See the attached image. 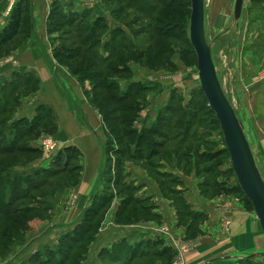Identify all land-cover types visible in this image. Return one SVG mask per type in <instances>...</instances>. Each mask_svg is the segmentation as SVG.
Instances as JSON below:
<instances>
[{
  "label": "rangeland",
  "instance_id": "obj_1",
  "mask_svg": "<svg viewBox=\"0 0 264 264\" xmlns=\"http://www.w3.org/2000/svg\"><path fill=\"white\" fill-rule=\"evenodd\" d=\"M18 1L15 0L12 6ZM41 1L35 7V2L28 0L22 19H31L39 13L46 17L51 3H56L65 12H84L90 21L102 16L106 20L107 30L98 33L103 38L101 44L110 39L112 30L120 29L122 36L119 44L125 39L133 49L141 51V55L149 45L147 36L153 28L156 32H169L174 36L167 40L156 38L159 44L156 61L148 53L147 59L142 58L138 62L130 55L126 58L124 54L117 53L113 59L101 64L94 58L96 49L84 52L86 48L80 44L82 38L77 34L82 31L78 28H62L51 38L46 35L55 66L76 80L86 102L99 116L104 142L100 180L93 187L91 195L89 192L75 199L74 190L79 177L76 160L69 161L64 170H57L45 178L42 185L43 173L32 177L34 171L44 170L47 163L60 169V165L52 163L61 152L53 138L56 132L55 117V132L52 135L43 133L28 144L39 150V155L21 152L0 155V169L9 168L10 176L14 173L23 179L17 192H11L12 186H8L6 179H3L0 183V206L12 200V195L24 197L15 201L6 214L0 212V264H97V261L102 264L101 259L109 260L110 253H113L107 252L109 246L99 249L122 236L127 238L130 230H133L131 226L136 225V218V222L158 224L153 226L172 244L167 248V256L159 258L160 253L155 252L153 245L152 255L132 264H185V255L194 251L202 233L199 226L206 221L201 213L192 209L193 199L197 200L198 197L209 201L220 213H228V204L233 202L230 196H235L248 212L252 210L235 180L218 123L212 118L199 89L194 51L190 46V53L184 46L188 39L190 0ZM169 1L177 3L161 4ZM202 3L203 37L218 84L239 123L264 184V106L256 108V101L259 105L260 76L264 77V0H243L238 19L232 16L234 0H202ZM148 19L150 23H147ZM140 29L145 34L139 32ZM21 30L24 34L26 27H21ZM18 43L19 40L9 45L14 47ZM3 49L0 53L8 52L9 46ZM53 49L60 57L58 60L52 56ZM111 64L119 69L128 68L127 73L116 68L113 75L105 73L104 67ZM97 73L112 76L121 93L130 84L147 89L134 99L105 107L103 115L109 120L106 131L101 116L89 102L92 85L101 80ZM79 77L87 79L82 86L78 83ZM36 87L34 81H30L26 89L19 88L10 95L7 112L0 116V123L12 116L22 99L28 102L27 96ZM169 106L179 109V112L169 111ZM122 107L132 110L123 113ZM32 116L23 118L29 121ZM128 127L132 134L124 136ZM154 131H157L156 135L152 134ZM45 139L53 143L54 149L44 151L39 146V142ZM128 154L135 158L130 159ZM44 155L49 162L45 161L42 165L40 162ZM64 157L63 153L62 159ZM158 174L165 179L163 184ZM109 178L111 183L107 180ZM32 185H35L33 190ZM125 187L135 190L127 191ZM146 195H151V199H146ZM175 196L180 198L183 206L175 202ZM122 200L130 201V204L118 208ZM135 200H139V205L152 206L147 208L149 216L145 217L139 212L140 208L134 209L131 201ZM85 201L86 211L76 218L79 210L84 208ZM27 206L34 209L26 213L16 211ZM155 206L160 207L163 213L162 225H159L158 215L152 214L154 218L150 217ZM85 218L90 223L83 227H89L90 232L84 235L80 243L78 239L75 245L72 239L79 231L73 227L82 224ZM69 228H73L75 233L66 239L63 234ZM55 241L59 242L58 246H55ZM156 241L159 242V239ZM258 254V259L249 255L239 264H264L262 234Z\"/></svg>",
  "mask_w": 264,
  "mask_h": 264
},
{
  "label": "crops",
  "instance_id": "obj_2",
  "mask_svg": "<svg viewBox=\"0 0 264 264\" xmlns=\"http://www.w3.org/2000/svg\"><path fill=\"white\" fill-rule=\"evenodd\" d=\"M14 1L0 0V28L5 24L7 14ZM33 1L35 2L34 6L37 7L40 0ZM42 2H49V0ZM34 16L31 19L28 17V20L25 21L24 25L29 27L28 32L25 30L26 33L24 31L23 34L22 30L19 31L20 33L12 41L19 40V45L14 47L9 45L8 52L0 53V86L4 82H10L14 76H19L21 80L38 83L37 92L34 91L27 96L29 97L28 102H25V99L20 101L18 109H15L6 125L10 128L18 119L23 117L29 119L37 106H47L54 114L53 117L56 118V132L53 138L57 143L58 150L69 149L70 154H72L71 160L74 159V161H70L75 162L76 160L79 164V177L76 180L74 191L76 192L75 199H80L83 195H88L89 192L91 195L93 187L100 180V159L103 155L102 146L104 142L99 116L86 102L76 80L65 72L59 71L55 66L46 43L44 14L39 13V15L34 14ZM261 63L263 64V62ZM260 79L262 81L259 85L257 98L259 105L256 101V108L257 106H264V77L260 76ZM258 110L259 108L257 113ZM254 117H259V115ZM46 159L47 157L44 155L40 164L43 165L47 161ZM45 167L48 168L49 163ZM150 197L151 195H146V199H151ZM230 198L233 202L228 204V213H220L209 201L198 197L197 200L193 199L191 202L192 209L198 211L199 214L201 213L203 220L206 221H203V225L199 226L202 227V233L195 243L194 251L185 255V264H239L249 255L258 259L262 233H260L257 219L252 210L248 212L244 208L240 199L235 196H230ZM86 201L83 205L84 208L79 210L76 218H80L86 211ZM145 207L151 208L152 206L147 205ZM152 214L159 216V225H162L163 213L161 208L155 206V211L151 212ZM136 221L134 222L136 225L131 226L133 230H130L127 238L122 236L99 249L102 250L109 246L111 249L108 248L107 252L112 251L114 253L113 250H115L113 259H101L102 264H132L135 261L146 259L153 254V245L155 252L161 253L158 254L159 258L165 257L162 256V250L167 249L172 242L168 240L167 236H162L155 229L156 227L153 225L156 223L147 222L145 225ZM73 228L67 229L63 235L72 232ZM101 231H98L97 235ZM176 235L179 234L176 233ZM157 239L159 242L156 241ZM129 253H134L135 258L128 260L129 255L127 256V254ZM97 262L99 264V261Z\"/></svg>",
  "mask_w": 264,
  "mask_h": 264
},
{
  "label": "trees",
  "instance_id": "obj_3",
  "mask_svg": "<svg viewBox=\"0 0 264 264\" xmlns=\"http://www.w3.org/2000/svg\"><path fill=\"white\" fill-rule=\"evenodd\" d=\"M27 2H28V0H19L10 9V11L8 13V17L6 19V22L3 25V27L0 29V51L5 46H9V44L20 33L19 31H21V27L25 26L24 25L25 21H27L28 18L22 19V16L24 13V6L26 5ZM176 3H177V1H172V2L169 1V2H164L161 4L171 5V4H176ZM150 9H151V7L149 8V10ZM139 11L141 12V10H139ZM150 22L151 21L148 19L147 23H150ZM44 23H45V34L47 35V37H50V38L54 34L59 32L60 30H62V28H67V29L78 28L79 30H81L82 32H78L77 34H79V36L82 38L80 44L82 46H85V48H86V50L84 52H88V51L90 52L93 49H96L95 53H93L94 58L96 59L97 63H101V64H105L109 60L113 59L115 57V54H117V53L118 54L119 53L124 54V57H126V58H128V55H130L137 62L140 61L142 58L147 59V53H148L149 55H151V57H152L151 59L156 61L158 59L157 55H156V51H157V47H159L158 46L159 44H158V42H156V40H158V39L167 40L168 38L171 39L174 36L173 34H171L169 32L167 33V32H163V31H159V30H158V32H156L155 29L153 28L151 34H149L147 36V40L149 41V45H148L147 49L144 51L143 55H141V53H140L141 51H137L135 48L133 49V47H131L132 44L130 42L126 41L125 39H122V43L119 44V42H120L119 38H121L120 36H122L120 29L114 30V31L112 30L110 33V39L108 41L104 42L103 44H101L103 38L99 37L98 33L101 31L107 30L106 20L102 16H96L94 19H92L90 21L88 19V15H86V13H84V12L80 13V14L73 13L70 11L65 12V11L61 10L60 8H58L56 3H51L50 8H49L47 15L45 17ZM25 27H26V31L28 32L29 27H27V26H25ZM26 31H25V33H26ZM139 32H141L142 34H145L142 31V29H140ZM132 37H133V35H132ZM156 38H158V39H156ZM185 42H186V45H184V46H187L189 52L191 53V47H190V43H189L188 39ZM130 50H132L131 53H129ZM54 51H55V49H53L52 56H53V58L58 60L60 57L57 55L56 52L54 53ZM102 53H105L106 55L103 56ZM66 60H69V59L67 58ZM115 68H116V70L121 69L125 73H127V69H128L126 67H122L119 69L118 67H113V65L111 64V65H107L106 67H104V72L113 75V73H116V71H113V69H115ZM96 76H99L101 80L99 81V83L92 85L91 90H90V93H92V97H91V99H89L90 100L89 102L92 105H94L98 114L101 116V121H102L103 126H104V131H106V130H108L107 129L108 125L106 126V123H108L109 120H108V118H106V116L103 115V112H105V107L106 106L108 107L110 105L116 106L117 104H122L126 101L134 99L139 94H141L142 92H144L147 89H146V87L141 86V85L130 84L121 93L119 88H118V85H116V83L113 82L112 76H104L102 73H97ZM86 80H87L86 78H80L79 77L78 83L82 86L83 82ZM29 84H30V82H28V80H21L19 78V76H14V77H12L10 82L8 81V83L4 82L1 84V86H0V116L2 115V113L7 112V105L10 103V100H9L10 95H12L14 92H16V90H18L19 88L26 89L29 86ZM34 84H36V86L38 87V84L36 81L34 82ZM37 87L35 89H33L32 92L36 91ZM96 91H97V94L95 95ZM84 93L88 94V92H84ZM203 98H204V96H203ZM121 110L124 113V112H129L132 109L130 107H125V108L122 107ZM168 110L175 112V113L179 112V109H176L175 107L171 108L170 106L168 107ZM33 114L34 115L32 116V118L29 121L24 119V118L18 119V120H16V122H14L12 124V126L10 128L6 125L7 121H5V122L3 121L0 123V155L7 156V155H11V154L17 153V152L18 153L21 152V153H25V154L30 153V154H34V155L40 154L39 150H36V148L33 149L28 144H30V142L32 140L39 138L40 135H42L43 133L48 134V135H52L55 132V124L53 121V115L51 113V110L47 106H43V105L37 106L34 109ZM212 115H213V113H212ZM212 118L215 119L214 115ZM215 121H216V119H215ZM128 134H132V131H130L129 127H128V129H126L124 136H126ZM152 134L156 135L157 131L152 132ZM108 142H109V140H107V144H108ZM63 153L65 156L64 159H62ZM71 155L72 154H70L69 149L62 150L60 152V154L57 155L52 161V163H56L57 165H60V167H59L60 169H56L54 166L51 167V165H49V167L47 169H44L42 171L41 170L40 171H37V170L34 171L31 174L32 177L36 176L38 173L39 174L43 173L42 174V181L40 183L42 185V183L45 181V178L54 174L55 171L64 170L65 166L68 164V162L72 158ZM129 155L130 154H128V156ZM131 157L135 158L133 156H129L130 159H131ZM52 165H54V164H52ZM8 170H9V168L0 169V176H2V177H0V183L3 182V179H6L8 186L9 185H10V187L12 186L11 192H17L19 187L23 184V182H22L23 179H20V177L15 175L14 173L12 176H10V172H8ZM158 178L161 180V184H163L165 179L162 177V175L158 174ZM107 180H108V182L111 183L110 178ZM31 189L32 190L35 189V185H32ZM125 190L130 191V190H135V189H133V188L131 189L130 187H125ZM1 192L4 193L3 191H1ZM3 195L8 196V195H6V193H4ZM11 198H13V199L10 201H7L4 204L1 203L2 206H0V212L2 214H6L8 212V210H10V207L13 205V203L15 201H18L19 199H23L24 197L18 198L16 196L12 195ZM174 198H175V202H178L179 205H182V202L180 201L179 197L175 196ZM131 202H132V206L134 207V209L136 207L140 208L141 210L139 212L143 213V215L145 217L147 215L149 216V214H150L149 209H147V207H145L143 205H139V200H135V201H131ZM124 204L128 205V204H130V201L122 200L121 206H119L118 208H123V206H125ZM138 206H140V207H138ZM103 207H105V205H103ZM33 209L34 208H32V206H27V207H24L22 209H18L16 211L26 213V212H29L30 210H33ZM152 216L153 215H150L151 218H154ZM93 217L96 218L97 216L93 215ZM194 218H196V217H194ZM198 219H199V217H198ZM88 220L89 219L85 218V220L83 221L82 224L80 223L79 225L74 227V230L79 231L78 233H76L77 238L73 237V239H72V241L74 242L75 245H76V243H78L77 242L78 239H79V243H80L82 238L84 237V235H86L90 232L89 227H83L84 224H87V226L89 225L90 222ZM136 220H137V218H136ZM74 230L72 232H69L70 234L67 233L63 237L67 239V237L71 236L72 233L74 235V233H75ZM56 243L57 244H55V246H58L59 242H56ZM49 250H51V249H49ZM52 250H54V249L52 248ZM54 252H55V250H54ZM167 255H168V250L163 249L162 250V256H167ZM113 256H114V253H113V255H111V253H110V259H113L112 258ZM127 256H128V260H132L133 258H135L134 253L133 254L129 253V254H127ZM66 257L67 256H65V258Z\"/></svg>",
  "mask_w": 264,
  "mask_h": 264
},
{
  "label": "water",
  "instance_id": "obj_4",
  "mask_svg": "<svg viewBox=\"0 0 264 264\" xmlns=\"http://www.w3.org/2000/svg\"><path fill=\"white\" fill-rule=\"evenodd\" d=\"M243 0H234L233 19H238ZM188 40L196 58V71L200 91L213 113L221 135L235 180L252 207L264 237V184L254 165L247 141L218 84L210 58L209 48L203 37L202 0H190Z\"/></svg>",
  "mask_w": 264,
  "mask_h": 264
},
{
  "label": "built area",
  "instance_id": "obj_5",
  "mask_svg": "<svg viewBox=\"0 0 264 264\" xmlns=\"http://www.w3.org/2000/svg\"><path fill=\"white\" fill-rule=\"evenodd\" d=\"M39 146L44 150V151H48V150H52L54 149V145L53 143H50L49 140L45 139L42 142H39Z\"/></svg>",
  "mask_w": 264,
  "mask_h": 264
}]
</instances>
